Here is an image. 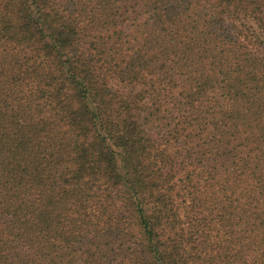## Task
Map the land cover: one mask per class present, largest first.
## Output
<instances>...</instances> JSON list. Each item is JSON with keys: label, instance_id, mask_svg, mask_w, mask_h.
Segmentation results:
<instances>
[{"label": "trees", "instance_id": "1", "mask_svg": "<svg viewBox=\"0 0 264 264\" xmlns=\"http://www.w3.org/2000/svg\"><path fill=\"white\" fill-rule=\"evenodd\" d=\"M0 264H264V0H0Z\"/></svg>", "mask_w": 264, "mask_h": 264}]
</instances>
